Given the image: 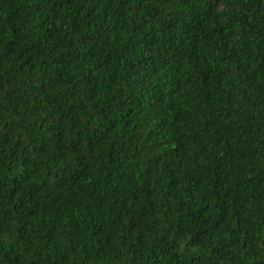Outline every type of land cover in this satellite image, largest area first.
I'll return each mask as SVG.
<instances>
[{
  "label": "trees",
  "instance_id": "1",
  "mask_svg": "<svg viewBox=\"0 0 264 264\" xmlns=\"http://www.w3.org/2000/svg\"><path fill=\"white\" fill-rule=\"evenodd\" d=\"M0 264H264V0H0Z\"/></svg>",
  "mask_w": 264,
  "mask_h": 264
}]
</instances>
